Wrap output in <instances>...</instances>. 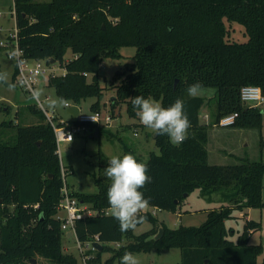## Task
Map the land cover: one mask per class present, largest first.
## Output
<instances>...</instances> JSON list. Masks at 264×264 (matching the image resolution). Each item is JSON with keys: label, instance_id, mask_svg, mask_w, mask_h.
I'll list each match as a JSON object with an SVG mask.
<instances>
[{"label": "trees", "instance_id": "1", "mask_svg": "<svg viewBox=\"0 0 264 264\" xmlns=\"http://www.w3.org/2000/svg\"><path fill=\"white\" fill-rule=\"evenodd\" d=\"M13 9L23 55L47 63L54 59L64 68V73L47 79L64 101L78 105L96 97L89 110L99 111L107 87L99 82V67L104 58L121 57L122 46L136 50L134 61L125 62L108 83L114 89L109 102L112 117L120 103L128 116L137 117L131 103L137 95L160 100L164 107L177 98L184 101L191 122L185 141L174 146L167 135L155 134L158 152L150 151L146 159L126 149L148 165L151 183L140 189L148 205L176 211L194 190L230 202L209 209L198 226L162 224L157 239L153 235L158 226L139 235L132 230L122 233L119 222L105 213L110 209L107 162L95 178V193L70 190L93 211L75 221V239L101 244L100 250L90 247L93 255L84 258L85 264L120 263L125 252L170 247L180 249V264H259L257 256L264 247L249 239L261 228L260 221L245 218L232 240L228 236L234 228L226 220L246 208L264 207V160L237 157L228 164L209 163L205 143L208 125L230 113H236L233 127L261 125L262 111L242 102L239 92L244 85L264 91V0H14ZM233 23L242 26L244 40L232 38ZM67 52L70 58L64 61ZM16 75L14 67L12 79ZM195 83L215 89V112L208 124L199 119L205 97H190L186 91ZM28 109L42 119L23 125L0 122V264H78L62 247L58 204L63 181L53 129L39 109ZM86 126L97 134L102 129L93 122ZM141 215L155 221L150 212ZM110 242L119 245L115 248ZM103 252L111 253L104 262Z\"/></svg>", "mask_w": 264, "mask_h": 264}, {"label": "rangeland", "instance_id": "2", "mask_svg": "<svg viewBox=\"0 0 264 264\" xmlns=\"http://www.w3.org/2000/svg\"><path fill=\"white\" fill-rule=\"evenodd\" d=\"M13 5L14 0H0L1 41L16 27L14 15L12 14L14 11ZM233 27L232 38L244 40L246 36L243 34L242 26L233 23ZM135 50L134 46H122L119 49L121 57L104 58L101 62L99 82L102 85H107V87L103 89L102 97L99 100L101 122L98 125L102 128L100 133L93 136L95 129L86 128L85 131L77 133L71 142L61 141L58 144L57 151L60 163L67 170L64 182L74 192L95 193L97 191L95 178L99 174L100 166L107 163L114 155L123 156L128 154L126 149L133 150L135 154H139L143 159H146L150 151L158 152L154 144L155 134L150 129L142 126L138 116H128L124 103H120L115 107L111 122L109 124L104 123L105 115L111 114L109 102L112 95H114V89L109 87L108 83L114 73L124 67L125 62L134 61ZM68 58H70L69 52L64 55V61ZM37 61L40 63L41 69H45L44 72L37 74L34 83V89H43L44 92L39 101L32 98V92L20 86L16 79H12L15 62L7 56L5 49L0 47V71H6L10 83L15 85L11 90L6 86H0V122L12 120L14 124L23 125L35 123L42 119L41 115L38 114L39 112H31L28 109L29 105L39 109L43 115H45L43 109H46L57 121H67L73 118L67 112V106L59 104L61 98L56 95L54 88L47 83L49 75L62 74L64 68L60 66L58 61L48 64L46 59H29L28 64L34 66ZM199 95L205 97L206 100V103L200 109L199 119L201 123L208 124L213 120L212 116L215 112V89L202 87ZM96 100V97L81 100L78 103L79 113H91L89 107ZM157 101L160 102V100ZM257 107L262 111L259 128H241L232 131V129L238 127L208 125L205 146L209 163L228 164L238 161L241 157H247L251 160H264V144H262L264 143V103L257 105ZM14 127H9L8 130L12 133ZM228 151L231 154L227 153ZM262 199H264V177H262ZM229 204L230 202L224 201L218 194H212L210 197L200 196L198 190H194L183 199L176 211L148 205L142 212L153 213L155 221L144 219L142 223L137 224L132 233L139 235L154 226L159 227L162 224L169 228H175L179 225L198 226L205 220L209 209ZM247 210L245 209L240 213L235 212L236 218L226 220V224L234 228L233 234L228 237L232 240L236 239L237 234L242 230L245 218L250 216L249 218L260 220L261 228L250 236L249 242L252 244L260 243L264 247V207L250 208L248 213ZM59 214H61L60 210ZM66 233L67 231L64 230L62 234L63 251L73 254L77 258L78 264H85L84 258L93 255L90 246L86 245V242H82L81 247H79L74 234L71 233V236L68 237ZM124 242L125 240H122L121 244ZM108 244L117 248L114 242ZM88 252L90 254H87ZM132 253L137 256L140 264H180L181 260L180 249L177 247L161 250L152 248L148 251ZM110 255V252H103V262ZM257 261L259 264L264 262V250L257 256ZM112 264L120 263L115 260Z\"/></svg>", "mask_w": 264, "mask_h": 264}, {"label": "clouds", "instance_id": "3", "mask_svg": "<svg viewBox=\"0 0 264 264\" xmlns=\"http://www.w3.org/2000/svg\"><path fill=\"white\" fill-rule=\"evenodd\" d=\"M0 86H6L9 90L15 87L10 83L6 71H0ZM201 87L200 83L189 85L186 90L188 96L197 97ZM43 94V89H34L32 98L39 101ZM65 103L63 98L59 100V104ZM131 103L144 128L159 136L167 135L174 146L187 139L191 122L182 99L177 98L170 106L164 107L152 97L137 95L131 97ZM148 172L147 163L138 161L130 153L112 156L104 169L105 176L111 181L106 193L107 202L122 233L134 230L144 220L141 213L148 206L149 200L140 189L151 183L152 178ZM120 264H140V261L132 252H125L120 258Z\"/></svg>", "mask_w": 264, "mask_h": 264}, {"label": "built area", "instance_id": "4", "mask_svg": "<svg viewBox=\"0 0 264 264\" xmlns=\"http://www.w3.org/2000/svg\"><path fill=\"white\" fill-rule=\"evenodd\" d=\"M12 14L14 15V11ZM0 47L4 48L7 56L12 58L15 62L14 67H16L17 70L16 80L18 84L25 90L32 92L34 90V83L36 82L37 74L44 72L45 69H41L40 63L38 61L34 66H30L28 64L29 59L23 55V50L18 45L16 27L14 31L9 33L3 41L0 40ZM239 95L240 100L249 105L257 106L261 103H264V91H262V89L256 85L242 86L240 88ZM64 105L68 107L73 104L66 102ZM43 111L46 121L53 129L57 149L58 144L61 141L71 142L77 133L85 131L87 128V123L93 122L100 124L101 122L99 111H90L91 113L88 114H80L78 111L77 115L68 121H57L49 112H47L46 109H43ZM235 116L236 113L224 115L220 117L214 125L221 127L232 126ZM111 120L112 116L110 114H106L104 117V123L109 124ZM66 171L67 170L65 167L60 163V173L63 186L61 188V199L59 201L58 208L61 211V228L69 233L74 234L75 221L81 218L83 215L92 214L93 211L87 205L80 203L79 200L70 193V189L64 182ZM105 213H111L110 209H106ZM77 243L79 247H81V244L78 241ZM115 244L117 246L119 245V243ZM86 245L93 248L92 242H87Z\"/></svg>", "mask_w": 264, "mask_h": 264}, {"label": "water", "instance_id": "5", "mask_svg": "<svg viewBox=\"0 0 264 264\" xmlns=\"http://www.w3.org/2000/svg\"><path fill=\"white\" fill-rule=\"evenodd\" d=\"M54 62H55L54 59H50L48 63H49V64H52V63H54ZM78 111H79V108H78V106L75 105V104L70 105V106L67 107V112H68L72 117H75V116L77 115ZM96 135H97V131L94 133L93 136H96ZM161 234H162V229H161V227H159L158 230H157V232L153 235V238H154V239H157L158 237H160ZM92 246L95 247V248H97V249H99V250L101 249V244H100L98 241H94V242L92 243Z\"/></svg>", "mask_w": 264, "mask_h": 264}, {"label": "crops", "instance_id": "6", "mask_svg": "<svg viewBox=\"0 0 264 264\" xmlns=\"http://www.w3.org/2000/svg\"><path fill=\"white\" fill-rule=\"evenodd\" d=\"M231 128H232V126H231ZM238 129H241V128H237V129H232V131H235V130H238ZM228 131H229V129H228ZM224 152H226V151H224ZM227 153H230L231 154V152H227ZM208 160V159H207ZM209 162V161H208ZM246 209H250V208H246ZM248 210H247V213H248ZM250 216H247L246 218H249ZM252 218V217H251ZM260 221V220H259ZM261 223V222H260ZM66 235L69 237V236H71V234L69 233V232H67L66 233Z\"/></svg>", "mask_w": 264, "mask_h": 264}]
</instances>
